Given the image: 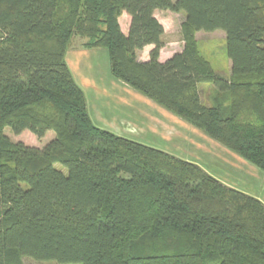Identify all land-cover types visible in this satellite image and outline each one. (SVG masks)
<instances>
[{"label":"trees","instance_id":"trees-1","mask_svg":"<svg viewBox=\"0 0 264 264\" xmlns=\"http://www.w3.org/2000/svg\"><path fill=\"white\" fill-rule=\"evenodd\" d=\"M156 9L184 13L182 49L164 61ZM216 29L229 75L194 37ZM74 36L106 49L115 78L264 171V0H0V264H264L260 198L93 122L65 59ZM203 83L220 99L203 103ZM5 127L54 135L38 147Z\"/></svg>","mask_w":264,"mask_h":264},{"label":"rangeland","instance_id":"rangeland-1","mask_svg":"<svg viewBox=\"0 0 264 264\" xmlns=\"http://www.w3.org/2000/svg\"><path fill=\"white\" fill-rule=\"evenodd\" d=\"M154 16L158 19V21L162 24L164 32L162 35L163 46L161 47L163 50L164 56L170 57V55L179 52L183 46V40L181 37L180 25L184 19L183 12H173L170 10H161L158 9ZM197 47L199 53L209 61L212 68L219 72L220 74L227 75L230 71L229 64L230 60L227 56L226 46H225V34L223 30L216 29L214 31H197L194 34ZM84 38L79 36L72 37L69 48H83L82 44L84 42ZM86 49V48H83ZM139 59L140 57L137 56ZM141 60V59H139ZM124 83V82H123ZM127 85V84H126ZM200 95L201 101L206 105H210L214 103L217 99H220L218 96V92L213 88V86L209 83L200 84ZM133 89V88H132ZM141 94V93H140ZM142 95V94H141ZM144 96V95H143ZM146 97V96H145ZM151 100L153 103L159 105L154 100L146 97ZM160 106V105H159ZM162 107V106H160ZM163 108V107H162ZM165 109V108H163ZM169 112L171 118H175V116L181 119L183 122L188 125L182 124V122L178 123V125L172 124L170 121V125L167 122L159 120L157 122L149 123V130L153 131L155 129L159 130L158 134H153V139L156 140L154 143H148L151 146L156 148L168 151L176 156H179L183 159L193 161L203 167L210 173L212 171L214 176H218L221 173L228 174L232 177L231 183L237 185L238 187H249L257 183H263L264 181V171L255 166L252 162L242 158L237 155L235 152L227 148L221 142L213 139L206 133H204L201 129L193 126L189 122L185 121L178 115L173 112L165 109ZM168 125V127H167ZM130 127H128L129 129ZM4 132L9 136V138L13 141H22L25 144L33 145L41 147L43 146L51 137H53V131H47L46 134L39 138L34 135L32 132L28 130H23L19 134H13L8 127L4 128ZM114 132V131H113ZM147 132V134L149 133ZM200 132V133H198ZM124 133V136L129 137V132H121ZM163 134L166 136L168 134L170 140H164ZM204 134V135H203ZM166 136V138H168ZM204 139H202L201 137ZM130 138V137H129ZM147 144V143H146ZM222 151L223 153H219ZM235 154L237 157V161L234 162L230 160V163H227L226 160H229L226 157L224 152ZM204 161V162H202ZM207 164V165H206ZM56 166L61 167L59 163H56ZM226 166H230V168H226ZM64 169V167H61ZM211 173V174H212ZM236 181V182H235ZM228 182V181H226ZM224 183V182H223ZM238 183V184H236ZM235 186L234 188H237ZM259 186V184H258ZM239 190L244 191L242 188H237ZM246 192V191H244ZM23 262L25 264H82L80 262H70V263H58L56 261H36L34 259L25 257L23 258Z\"/></svg>","mask_w":264,"mask_h":264},{"label":"crops","instance_id":"crops-1","mask_svg":"<svg viewBox=\"0 0 264 264\" xmlns=\"http://www.w3.org/2000/svg\"><path fill=\"white\" fill-rule=\"evenodd\" d=\"M157 10L158 9H156L154 13H156ZM118 21L121 31L126 34L129 27L130 16L126 12H122L118 17ZM152 47V44H148L138 50L137 56L140 57L139 59L142 61L147 60L149 51ZM167 58L168 56H164L161 48L159 60L164 61ZM65 59L75 80L85 92L89 113L95 124L121 135L124 134L121 133L122 131L129 132L130 138L147 144L156 142L158 136H160L158 129L153 131L149 130V123L162 120L169 125L171 124L170 121L174 125H178V123L182 122L185 128L186 125H188L176 116L175 118H171L169 112L165 109L115 78L109 70L106 49L69 48L66 52ZM230 67L231 64H229V68ZM229 74L230 71L227 75ZM128 127L130 128L128 129ZM149 131L153 132V134H158L156 140L153 139L154 136ZM147 132L149 133L147 134ZM166 136H168V134ZM166 136H164L163 139L166 141L170 140L169 136L168 138H166ZM201 138L204 139L203 137ZM219 153L223 152L220 151ZM224 153L229 159L226 160L227 163H230V160L234 162L237 161V157L231 151L230 153ZM226 168L228 169L230 166H226ZM217 178L229 186H237L231 183L232 177L228 174L221 173ZM237 188H242L244 191L256 195L264 202V181L263 183L254 182L252 187L237 186Z\"/></svg>","mask_w":264,"mask_h":264}]
</instances>
